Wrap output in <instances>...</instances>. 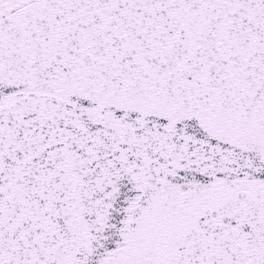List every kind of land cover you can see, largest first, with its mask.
<instances>
[{
	"label": "snow or ice",
	"instance_id": "1",
	"mask_svg": "<svg viewBox=\"0 0 264 264\" xmlns=\"http://www.w3.org/2000/svg\"><path fill=\"white\" fill-rule=\"evenodd\" d=\"M0 264H264V0H0Z\"/></svg>",
	"mask_w": 264,
	"mask_h": 264
}]
</instances>
